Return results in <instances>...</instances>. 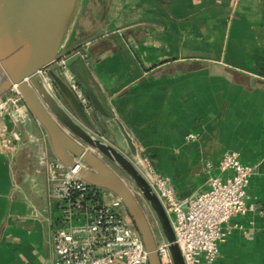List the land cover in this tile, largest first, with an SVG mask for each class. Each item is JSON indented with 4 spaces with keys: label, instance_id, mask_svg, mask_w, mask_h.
<instances>
[{
    "label": "crops",
    "instance_id": "crops-1",
    "mask_svg": "<svg viewBox=\"0 0 264 264\" xmlns=\"http://www.w3.org/2000/svg\"><path fill=\"white\" fill-rule=\"evenodd\" d=\"M68 47L184 209L225 154L254 165L215 264H264V0H83ZM23 175L0 154V264H52L57 210Z\"/></svg>",
    "mask_w": 264,
    "mask_h": 264
},
{
    "label": "water",
    "instance_id": "water-1",
    "mask_svg": "<svg viewBox=\"0 0 264 264\" xmlns=\"http://www.w3.org/2000/svg\"><path fill=\"white\" fill-rule=\"evenodd\" d=\"M82 1L0 0V96L15 85L46 132L54 156L70 167L79 160L82 180L121 200L142 239L148 264H161L156 233L131 187L152 212L172 264H185L169 215L150 184L152 177L144 155L114 111L95 92L79 47H68L70 30ZM63 55L91 105L90 111L83 108L59 68L50 66ZM44 68L62 104L39 74Z\"/></svg>",
    "mask_w": 264,
    "mask_h": 264
},
{
    "label": "built area",
    "instance_id": "built-area-1",
    "mask_svg": "<svg viewBox=\"0 0 264 264\" xmlns=\"http://www.w3.org/2000/svg\"><path fill=\"white\" fill-rule=\"evenodd\" d=\"M78 52L86 60V49L81 47ZM65 58L61 56L50 66L59 68L83 108L90 111L91 105L65 64ZM39 74L62 104L46 68L39 70ZM6 93L3 99L0 96V115L11 107L8 112L11 120L24 118L17 87L12 86ZM186 138L192 140L194 135L188 134ZM144 159L152 177L150 184L169 215L185 264H215L220 244L228 232L229 219L254 209L246 192L254 165L244 163L237 153L225 154L219 168L228 175L210 178L207 189L189 197L184 209L167 178L155 173ZM76 161L77 164L70 167L56 157L49 158L46 153H42L40 159L49 186V199L57 210L51 232L52 264H148L142 239L121 200L110 191L82 180L78 173L81 162ZM156 249L161 264H172L160 234H156Z\"/></svg>",
    "mask_w": 264,
    "mask_h": 264
},
{
    "label": "rangeland",
    "instance_id": "rangeland-1",
    "mask_svg": "<svg viewBox=\"0 0 264 264\" xmlns=\"http://www.w3.org/2000/svg\"><path fill=\"white\" fill-rule=\"evenodd\" d=\"M6 95H8V93L1 95V98L3 99V96ZM19 104L25 110L24 118H19L15 120V122L11 120L10 114L8 113L11 107H8L7 110L3 111L0 115V120H2V118L7 120V128L5 130H2L1 127L3 123H0L1 162L4 159L5 164H9L11 168L17 167L25 169L28 175L22 176V183L28 186L26 188L28 194L34 195L36 192H44L43 187L46 177L40 159L42 153H46L49 158H52L50 157L52 149L46 132L36 122L23 100H21ZM1 167L3 166L1 165ZM119 174L127 181L123 174L120 172ZM31 184L34 186L32 187ZM129 186L131 185L129 184ZM131 189L140 203L152 230L158 235L157 223L148 205L136 189L133 187H131Z\"/></svg>",
    "mask_w": 264,
    "mask_h": 264
}]
</instances>
